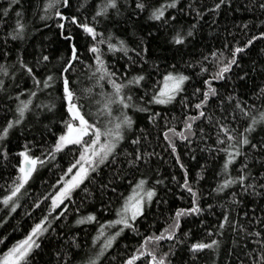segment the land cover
Listing matches in <instances>:
<instances>
[{
    "label": "snow or ice",
    "instance_id": "obj_1",
    "mask_svg": "<svg viewBox=\"0 0 264 264\" xmlns=\"http://www.w3.org/2000/svg\"><path fill=\"white\" fill-rule=\"evenodd\" d=\"M234 4L235 0H213L211 5L197 4V0H99L90 20L86 17L81 21L78 14L88 6V0H79L75 12L71 11L72 0H44L42 12L38 14L42 27L24 21L21 0H9L8 6L0 9L2 28L7 23L3 18L10 15L9 10L14 5L20 6L15 10L14 23L0 35V76L11 77L13 83L16 80L30 81L27 88L16 84L19 90L14 96L7 97L15 106L9 109L12 116L0 125V142L8 140L11 132L17 129L25 140L15 153L19 158L17 176L10 185L9 194L0 203L10 208L11 214L16 210L18 194L38 166H44L49 159L55 160L56 155L69 146H76L79 151L78 158L64 173L68 175L75 170L71 179L64 180L61 176L56 182L62 186L50 197L48 214L35 223L23 239L3 252L0 264H30L37 250L42 249L41 241L46 234L59 243V247L53 245L54 259L50 264H76L80 249L76 237H66L62 230L53 227V222L66 216V212L60 215L53 213L60 208L66 209L65 201L71 200L74 190L86 181L93 185L99 182L101 195L108 189L116 193L118 182L127 181L129 189L127 195H120L115 218L99 224L91 243L95 246L101 237L103 243L86 264H102L100 258L125 230L140 237V240L122 264H137L142 258L146 264H172L176 250L184 245H187L191 264H197L200 254L206 250L215 253L220 248L219 238L225 232L239 237L233 240L234 245L241 241L247 244L251 240L256 247L246 256L251 264H264V81L252 90L251 97L242 95L236 83L246 82L250 73L257 72L254 64L250 71L245 70L241 61L246 49L255 41L264 40V31L251 35L242 44H224L227 54L223 50H214L208 54L201 53L199 59L169 62L163 68L157 62L158 58L149 56V40L155 38L161 29L165 32L171 29L165 42L180 52L195 40L202 23H207L204 20L206 15L210 19L209 27L219 26L215 16L221 12L230 13ZM254 7L264 14V0H249L245 10L251 11ZM234 10L240 11L239 6ZM145 13V21L153 22L156 30L150 29L142 36L133 31L121 37L113 29L102 27L105 24H112L114 29H119L122 24L131 27ZM188 15L192 16V21L185 27L182 17ZM52 26L58 39L65 44L64 54L56 58L58 67L55 73L49 68L52 60L43 43L48 40L47 36L31 45V52L24 47L42 34L43 29ZM241 27L248 29L249 25L244 22ZM73 29L79 30L85 40L83 55L90 61L86 65ZM229 35L232 33L229 32ZM261 51L264 53V49ZM26 55L31 57V62ZM120 61L123 63L116 67ZM77 63L84 65L89 80L94 82L93 87L100 89L96 94L99 99L95 103L99 107L95 112L85 113L82 103L93 99L92 88L83 89L78 94L72 87L74 81L68 74ZM13 68L15 71H11ZM260 73L264 74V65ZM194 79L199 81V86L192 84ZM105 86L110 90L105 91ZM53 88L61 93L58 99L63 112L58 122L62 127L57 134L44 124V129L52 134L54 140L47 147L41 145L40 155H34L37 143L25 134L32 127L27 115L30 113L39 124L43 113L54 114L57 109L54 101L35 103L40 93ZM4 90L5 80L0 79V92ZM153 106H179L184 113L180 121L182 128L177 131L175 126H170L168 118L155 111ZM137 113L146 114L152 127H156L158 118L164 119L160 135L165 142V150L170 152L182 173L180 180L176 175L170 179L190 198L189 206L177 207L166 217L165 225L158 234L141 235L137 227L140 220L147 219L153 204L168 203L159 196L158 188L165 183L160 173L156 171L153 178L142 170L147 167L148 171H154L149 167L150 160L158 154L142 147L145 142H151L148 130L137 127L133 118ZM177 119L173 117V120ZM41 139L44 137L41 136ZM177 141L186 149L184 156L198 164L199 171L194 176L190 177L186 163L178 154ZM124 144L128 147L121 151ZM197 151L202 154L204 163L197 160ZM8 155L6 145L0 144V156L7 159ZM209 165H212L215 187L210 189L208 196H214L220 202V215L212 227L199 220L204 236L196 242L187 243L191 229L181 233L182 225L189 219L201 217L206 211H215L213 204L208 203L205 207L201 203L204 190L200 181L206 178ZM101 166H111L109 176H104ZM83 190L91 195L87 187ZM178 198L183 199V196ZM257 212L261 214L257 215ZM96 219L94 214L88 213L79 216L75 225L90 224ZM112 228L115 231L107 233V229ZM3 242L0 239V243ZM161 242H171L166 251Z\"/></svg>",
    "mask_w": 264,
    "mask_h": 264
},
{
    "label": "trees",
    "instance_id": "obj_2",
    "mask_svg": "<svg viewBox=\"0 0 264 264\" xmlns=\"http://www.w3.org/2000/svg\"><path fill=\"white\" fill-rule=\"evenodd\" d=\"M9 0H0V9L6 8L8 6ZM24 10V21L30 25H35L42 27L39 21L38 14L42 12L44 0H21ZM99 0H88V6L82 9L78 14L81 21H84L87 17L89 20L91 18L94 6ZM213 0H197V4L204 3L211 5ZM249 3V0H235L233 5V10L229 12H221L219 15L215 16L218 25L208 26L210 23L209 17L206 15L204 20L207 23H202V27L196 34V38L180 52L172 49L165 41L167 36L171 34V29L165 32L161 29L155 38L149 40V56L150 58H158L157 62L163 68L165 64L169 62H179L199 59L200 54H208L210 51L223 50L227 54V50L224 49V44L235 45L237 43L242 44L248 37L253 34L258 35L260 31H264V14L258 8H253L251 11L245 10V5ZM73 8L71 11L75 12L76 7L79 6V0H72ZM239 6L240 11H235V7ZM20 6L14 5L10 9V15L4 17L3 19L7 21L6 24L0 28V35L3 31H6L9 26L14 23L15 20V10ZM140 16L136 19L135 24L131 27L122 24L119 29H114L112 24H105L102 27L113 29L116 31L117 35L125 37L126 34L133 31L136 32L137 36H142L147 33L148 30L155 31V26L153 22H146L144 16ZM183 21L185 22V27L188 26V22L192 21V16H183ZM247 22L248 29H243L241 25ZM75 31L77 40L76 43L80 47L82 59L85 65L90 63L87 56L83 55V45L85 43L84 38L80 34L79 30L73 29ZM229 32L232 35H229ZM247 33V36L245 35ZM43 36H47L48 40L43 41L47 54L50 55L52 63L49 68L53 73L56 72L58 67V61L56 58L61 56L65 52V44L58 39L56 34V29L52 26L50 29H43L42 34H38L37 38L30 40L29 44L25 45L29 52L32 51L31 45L37 43V40H42ZM131 39V36L127 37ZM264 40H257L254 42L249 49H246L245 55L242 57V64L245 70L252 68L255 65L257 72L250 73V79L246 82L236 83L239 86V92L243 95L246 94L251 97L252 90L264 81V74L260 73V68L264 65ZM26 58L31 62V57L26 55ZM111 61V58L109 57ZM120 61L116 64V67H120ZM198 71V69H196ZM15 71V69H11ZM191 72V70H189ZM47 73H41V75ZM74 81L72 87L80 94L83 89L92 88L93 99L91 101H82L84 105V112H95L99 107L95 103L99 99L96 95L100 89L93 87V81H90L87 74V69L84 65L77 63L76 67L68 74ZM0 79L5 80V90L0 92V125H3L7 118L12 116L10 108H14L15 103L9 101L7 97L9 95H15V91L19 90L16 88V84H19L21 88H27L30 85L24 83L23 80H16L13 83L11 77L0 76ZM235 80V78H234ZM192 84L199 86V81L194 79ZM105 91L110 89L105 86ZM192 88L189 87V94H191ZM61 95L57 88L51 90H45V92L40 93L38 99L35 103H40L41 101L47 103L49 100L54 101L57 105V109L53 113H43L41 116V123L37 124L35 118L29 113L27 115V121L32 125L31 130L27 131L25 134L29 140H35L37 147L33 149L34 155H40L41 145L47 147L48 143L53 142L54 137L51 133L47 132L43 125L48 124L49 127L53 129L54 132L59 134L62 125L58 122L59 118L63 112V107L61 106V101L58 96ZM22 99L26 98L21 97ZM194 102V101H193ZM155 111L162 112L164 116L168 118L171 122L170 126H175L176 130L179 131L182 128L180 121L183 119V114L179 106H153ZM36 111H39L38 109ZM189 111V110H186ZM129 114L131 111L129 110ZM173 117H177V120H173ZM92 119L91 117H89ZM138 128H145L148 130L149 141L148 144L145 142L142 147H146L149 152L155 151L158 155L154 156L150 160L149 167L154 171H148V168L142 169L150 177H155V172L160 173V178L164 179V186L158 188L159 196L168 201L167 204H153L152 209L147 217V219H142L139 221L137 227L141 235H147L150 233H159V231L165 225V219L167 216L171 215L175 208L189 206V197L186 193H182L176 185L171 182V176L176 175L177 180L181 179L182 173H180L178 166L175 165V159L170 156V152L165 150V142L163 141L162 135L160 133L163 130V125L165 124L164 119L158 118L156 127H152L148 124L146 119V114L137 113L134 117ZM41 136L44 139H41ZM47 142V143H46ZM25 143L24 137L21 136L20 130H14L11 132L8 140L0 142V144L6 145V150L9 153L7 159L0 156V200L10 192V185H12L14 178L17 176L16 166L19 163V158L15 155L21 149V145ZM178 144V154L186 163L189 169V175L194 176L196 171H199L198 164L196 161H192L184 156L186 151L185 147L177 141ZM128 147L124 144L121 148ZM203 155H207L204 153ZM79 156V151L76 146H69L65 151L58 153L55 160L49 159L45 162L44 166L37 168L33 173V176L29 179L24 189L18 194V199H16L17 209L9 215L10 208L8 206L0 203V239L4 242L0 243V256L3 252L15 242L23 239L31 227L37 223L43 216L48 214L49 205L51 204L50 197L59 190L61 184H57V180L67 171L69 165L74 162ZM197 160L199 163H204L202 154L198 151L196 153ZM102 172L105 177L109 176L111 173V166L104 167L101 166ZM218 170V168L216 169ZM206 178L200 181V187L204 190V198L201 203L206 207L208 203L214 205L215 211L212 213L205 212L201 217L189 219L182 225L180 232L188 231L191 229L190 237L187 243L196 242L198 239L204 236V228L199 224V220H204L205 225L212 227L216 224L217 218L220 215V202L214 197H209L208 192L211 188L215 187V179L213 176L212 165H209V170L205 174ZM55 185V187H53ZM87 187L91 195L84 192V188ZM116 193H112L111 189H108L101 195L99 191V182L93 185L86 181L80 188L74 190L71 200L65 201L67 208H60L56 210L53 214L60 215L61 212H66V216L62 219L53 222V227L58 231L62 230L66 237L75 236L79 245V254L76 257V264H86L89 257L93 256L96 251L99 250L100 244L103 241L100 239L97 241L95 246L92 245V237L96 235V230L99 224L105 223L108 220L115 218V208L120 202V195H127L129 189L127 188V181L123 183L118 182L116 185ZM171 189V191H169ZM222 195V194H221ZM183 196V199L178 197ZM38 203V207L33 205ZM110 205V207H106ZM92 213L96 216V221L86 224V225H75V220L82 215H87ZM261 213L257 212V215ZM51 219V218H50ZM115 231V228H113ZM221 241L220 248L213 253L210 250H206L198 257L197 264H251V260L246 256V253L255 249L256 245L249 240L247 244L241 241L238 245L233 244V240H238L239 237L231 232H225L222 237L219 238ZM140 237L135 234L125 230L121 237L117 238L114 242L113 247L110 248L103 257H101L102 264H122L124 259H127L129 255L135 250L138 245ZM164 247L163 250H167L168 245L171 242H161ZM42 249L37 250V253L33 256L30 264H50L53 261L52 249L55 244L59 247V243H56L54 239L46 238L41 241ZM187 245L181 246V248L176 250V254L172 259V264H184L189 259V253L186 251ZM137 264H146V261L142 258Z\"/></svg>",
    "mask_w": 264,
    "mask_h": 264
},
{
    "label": "rangeland",
    "instance_id": "obj_3",
    "mask_svg": "<svg viewBox=\"0 0 264 264\" xmlns=\"http://www.w3.org/2000/svg\"><path fill=\"white\" fill-rule=\"evenodd\" d=\"M74 171H75V170H73V172H72V173H69L68 175H64V176H63L64 180H69V179H71L72 175L74 174ZM61 186H62V184H61ZM16 209H17V207H16ZM9 210H10V209H9ZM13 212H14V211H11V214H12ZM11 214H9V215H11ZM110 232H113V228H112V229H107V233H110ZM107 233H106V234H107ZM100 239L103 241V237H101ZM100 239H99V240H100ZM108 250H109V249H108ZM108 250H107V251H108Z\"/></svg>",
    "mask_w": 264,
    "mask_h": 264
}]
</instances>
